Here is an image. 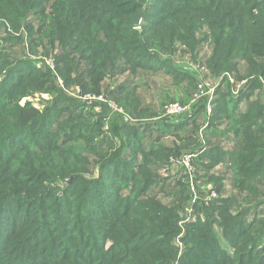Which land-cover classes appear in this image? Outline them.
Here are the masks:
<instances>
[{
  "label": "trees",
  "instance_id": "1",
  "mask_svg": "<svg viewBox=\"0 0 264 264\" xmlns=\"http://www.w3.org/2000/svg\"><path fill=\"white\" fill-rule=\"evenodd\" d=\"M0 16L30 31L27 44L0 38V264H264V0H156L144 9L141 0H0ZM16 43L27 56L13 53ZM39 46L58 49L62 76L65 60L86 62L72 67L83 91L118 67L188 82L191 73L162 57L187 51L216 80L212 108L203 97L175 120L143 122L126 79L109 91L136 119L124 121L106 103L58 89L31 59ZM47 93L42 110L19 103ZM187 154L215 197L200 183L206 200L190 202Z\"/></svg>",
  "mask_w": 264,
  "mask_h": 264
},
{
  "label": "rangeland",
  "instance_id": "2",
  "mask_svg": "<svg viewBox=\"0 0 264 264\" xmlns=\"http://www.w3.org/2000/svg\"><path fill=\"white\" fill-rule=\"evenodd\" d=\"M156 0H141L142 2V8H147L148 6H152L155 3ZM143 11V10H142ZM141 17V16H140ZM140 18L138 19V26L135 28H138L137 30H141L140 24ZM34 32V31H32ZM10 36V39H17L21 38L25 44L28 43V37L30 35V31L25 27H13L8 19H6L3 16H0V38L5 36ZM9 38V37H8ZM18 46H14L12 48L14 54H18L20 51L21 55H26V50H20V44L16 43ZM182 45V44H181ZM206 49H203L199 57H202L205 53ZM58 52V49H55L52 51V55L48 54L49 52L45 51L43 47L39 46L37 48V53L33 54L31 56V59H34V63H40L41 61L47 66L55 75V86L58 89H61L62 91H65L70 96L74 98H79L82 100H88V95L98 97L101 95L102 100L94 99L93 101H99L106 103L114 112H117L124 116V121H131L133 123H136V119L132 118L134 117L133 114L129 113L125 107L122 105V97L124 95H120V93L117 94H109V91L115 88L117 85L121 84L122 81L126 79H130L132 81V84H134V93L137 94L140 97V101L144 104L140 103L139 111H141L138 115L140 118H142L143 122H151V121H158L157 119L161 118H169L172 120H175L177 116L179 115H169L166 112V107L170 103H176L178 102L180 105L188 107L192 103L199 102L203 97L207 99V112L210 113V110L212 108V98L216 95V89H217V83L215 82V78H212L209 75L206 76L207 70L203 68H199L198 59L192 58L190 54L185 51H179L175 54L168 55L163 54V59L170 58V60H173V65H175L181 72L191 73V77H189V81L183 79L181 82H174L172 78V74L166 73L165 69H162V71L158 72H143V74H137L135 76H131L130 72H122V68L118 67V74L116 76H111L109 71H105L104 74L101 76L99 81V87L96 91L93 90H85L83 91L81 88H79L76 85V78L75 73L73 72V65L78 63L82 67L86 65V62H78L77 59L74 60V64H68V60H65V63L67 64L65 66V69L63 70L64 77L58 72L56 65L54 64V54ZM161 57V56H160ZM122 62H119V65H121ZM165 68V67H164ZM170 68L171 72L173 71L172 66L168 67ZM99 75V74H98ZM206 76V77H205ZM232 76V75H231ZM232 79L234 80V76H232ZM67 81V83H66ZM190 83V84H188ZM189 85V86H188ZM239 82L232 83L231 84V93L233 95H237L236 93H240V86ZM193 87L195 89H193ZM185 89V90H184ZM238 89V91H237ZM83 91V92H81ZM182 91V92H181ZM194 91V92H192ZM192 92V93H191ZM126 97L131 98L132 100H135V96L133 97L131 92L125 93ZM53 99V95L50 93L47 94H35L34 97H23L19 101L20 104H24L26 101H31L34 107H36L38 110H42L43 107ZM90 101V100H88ZM244 105V104H243ZM145 108L144 110H141ZM97 109V108H96ZM187 109V108H186ZM181 115V114H180ZM199 122H203V118L200 117ZM104 130L107 131L108 135L113 136V133L110 132V127L107 125L104 126ZM170 138V137H169ZM169 138L165 139L166 144L172 145L170 143ZM116 143H119V139L115 135L114 138ZM212 139L215 141L216 138L212 137ZM226 142L225 136H222L221 138H218L216 141ZM193 155L187 154L185 156L180 157V163L184 169V175H182L181 184L186 185L190 187L191 195L190 202L193 203L195 200L199 202L205 201L209 197H215V194L218 192L216 191V186L214 184L211 185L209 180H206L205 178L200 177L202 175V172H198L193 165ZM222 164L220 163L216 169H218V174L223 175L219 172V169L222 168ZM214 169V167H213ZM93 172H98V167L96 166L93 170ZM203 183V189L207 191L208 195L206 196V199L202 198L196 191V188L199 187V184ZM219 183V182H218ZM228 190H231L230 188H226ZM189 217L179 221V223H182L184 221V224L181 226L182 228L185 226V223L188 221ZM264 222V221H263ZM215 233L217 237L219 238V241L221 243V246L224 247L228 252L232 253L234 252L231 247H228L226 245V242L221 237V231L217 226H214ZM254 237H258L256 234L253 235ZM109 243V242H108ZM178 247L181 246V243L179 241H176ZM181 249H176V256L180 257V251ZM176 258V260H178Z\"/></svg>",
  "mask_w": 264,
  "mask_h": 264
},
{
  "label": "built area",
  "instance_id": "3",
  "mask_svg": "<svg viewBox=\"0 0 264 264\" xmlns=\"http://www.w3.org/2000/svg\"><path fill=\"white\" fill-rule=\"evenodd\" d=\"M87 98H88V99H91V100H94V99L102 100L101 95L98 96V97H95L94 95H93V96L88 95ZM186 108H188V107L182 106V105H180L178 102H176V103H170V104L166 107V112H167V114H169V115H174V116H175V115H178V114L183 113L185 110H187Z\"/></svg>",
  "mask_w": 264,
  "mask_h": 264
},
{
  "label": "water",
  "instance_id": "4",
  "mask_svg": "<svg viewBox=\"0 0 264 264\" xmlns=\"http://www.w3.org/2000/svg\"><path fill=\"white\" fill-rule=\"evenodd\" d=\"M140 16H141V13H140V14L138 15V17L135 19L134 24H133L134 27H137V26H138V19L140 18Z\"/></svg>",
  "mask_w": 264,
  "mask_h": 264
}]
</instances>
